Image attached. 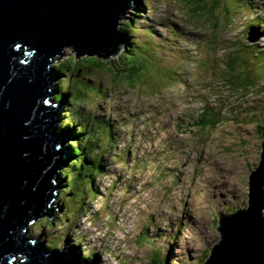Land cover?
<instances>
[{
	"label": "rangeland",
	"instance_id": "1",
	"mask_svg": "<svg viewBox=\"0 0 264 264\" xmlns=\"http://www.w3.org/2000/svg\"><path fill=\"white\" fill-rule=\"evenodd\" d=\"M193 7L191 0H139L119 21L126 48L131 40L138 47L141 66L136 62L133 79L74 64L89 55L75 57L70 46L50 64L56 70L62 62L73 64L52 74L51 90L62 81L80 89L74 100L87 125L76 127L94 149L86 152L85 164L95 153L92 159H102L105 169L94 165L93 185L80 175L75 189L68 186L76 172L68 166L71 157L61 169L63 181L60 172L56 176L57 214L36 219L27 236L50 249L75 244L82 255L94 253L99 264H150L153 252L160 264H202L221 239L219 213L248 207V175L259 163L264 123V34L252 47L246 37L250 24L264 33V0H207L195 13ZM118 54L103 60L120 62ZM240 62L254 85L233 82ZM61 99L60 115L68 105ZM215 112L212 127L208 115ZM59 117L57 126L65 120ZM199 118L209 122L201 125ZM104 120L112 125L104 127ZM112 128L114 142L106 139ZM108 142L118 153L111 147L107 159ZM64 143L77 147L76 140ZM260 199L264 209V185Z\"/></svg>",
	"mask_w": 264,
	"mask_h": 264
},
{
	"label": "water",
	"instance_id": "2",
	"mask_svg": "<svg viewBox=\"0 0 264 264\" xmlns=\"http://www.w3.org/2000/svg\"><path fill=\"white\" fill-rule=\"evenodd\" d=\"M138 1L0 0V264H99L72 248L44 249L26 235L31 220L57 214L55 175L65 165L64 142L72 140L49 128L58 122L49 121L57 106L50 64L65 46L76 57L117 54L124 47L118 23ZM263 34L249 26L246 38L252 44ZM261 137L248 207L219 213L221 239L202 264H264V126Z\"/></svg>",
	"mask_w": 264,
	"mask_h": 264
},
{
	"label": "trees",
	"instance_id": "3",
	"mask_svg": "<svg viewBox=\"0 0 264 264\" xmlns=\"http://www.w3.org/2000/svg\"><path fill=\"white\" fill-rule=\"evenodd\" d=\"M206 1L207 0H191V2L194 3V7L192 8V12L195 13L197 9L202 8L203 5L206 4ZM215 1H217V0H212V3L215 2ZM260 19L262 20V18H260ZM263 19H264V17H263ZM125 21H127V20H125ZM128 25L130 27L133 26L131 21L128 22ZM128 30H131V29L128 28ZM247 30H248V28H247ZM124 31H126V29ZM124 31L120 30V33L125 34ZM263 32H264V29H263ZM140 36H141V34H140ZM133 41H135V40L129 41V45L130 46H127V48H126V45H124V47L119 50V52H118L119 54H118L117 57L121 60L120 62H118V60L115 61V58L105 61L103 59H100L97 56H85V57H83L81 59L74 60V64L75 63H82V67L83 68H92V67L97 68V69L108 68L110 71L113 72L114 76H119L120 77V75L122 74L123 77L126 78L127 80L133 79L137 75L136 74V67H137L136 62L139 61V58H138L139 55L135 54V49H137L138 47H137V45H132ZM254 45L255 44H249L248 46L252 47ZM246 47L242 48V54L243 55H245L246 50L249 49V47L248 48H246ZM260 53L264 54V49H261ZM254 55L257 56V50L256 49H255ZM238 57H239V55L237 56V59H238ZM248 59L249 58L247 56V59H241V61H245V60H248ZM254 60H257V58H254ZM79 61H82V62H79ZM242 63L243 62H240V65H239L240 68L243 67ZM111 65H113L116 68L111 67ZM70 66H73V64H69L68 62L67 63L62 62L60 64V67L57 68V70H58V72L67 71V69ZM139 66H141L140 61H139ZM258 66H260V65H258ZM57 70L55 68L54 69V73ZM75 71H78V67H75ZM256 72H257V69H256ZM253 77L254 76H252L251 73L247 69L245 70V68H241L239 73L235 75L233 82H235L237 85H240L241 87H249L251 85H254L256 83V81H257ZM86 79L87 78L85 77L84 80H86ZM78 81H82V80H78ZM58 83H60V81ZM61 83H62L61 85L57 84V86H56V89H57L58 93L55 96V99H57L58 97L60 98L61 96L68 97V95H69V97H68L67 111L65 110L63 115L60 116V118L65 117V120L62 121V123H61L62 126L60 125L59 129L61 130L63 127H66V128H64L62 130L68 135V137L72 138V140H76L77 141V143H76L77 147L71 146L70 143L66 144V146L70 145L71 147L67 146L68 151H67V154L65 155V159L74 157L73 160L70 161L69 165L73 166V168L76 170V172H75V176H72V180H71L72 184L68 182V186L71 185L75 189H77V187L79 188L80 185H77V183H75L74 180L80 175L84 176L83 178H86V180H88L91 183V185H93V178L95 179L96 173L92 170V168H94L95 166L99 167V165H101V162H100L101 159L97 160L95 162L94 158L92 159V157H91L89 159L91 161V164L90 165H86L85 164V163H87V160H88L87 157H86V154H87L86 152H88L89 149H93V148H89L90 145L85 143V137L84 138L82 137L83 130H81L80 128L76 127V124H78L80 126L87 125V124L83 123V120H84L83 116L80 117V116L77 115L78 110L76 108V104H75V100H74L75 97H78V95L81 93V91L79 89L78 92H75L74 89H73L74 87L70 88V87L66 86L65 82H63V81ZM80 83L81 82H79V84ZM86 83L90 84V81L86 82ZM61 86L63 87V89H62ZM72 93H73V95L70 97V94H72ZM70 109H72L73 111H70ZM203 110L206 111L205 109H203ZM209 116H210V118L211 117L214 118L212 121H210L212 123L210 126L214 127L215 124L218 121L216 117H219V113L218 112L212 113V114L208 115V118H209ZM71 118L73 120H70ZM208 118H201V119L199 118L200 120L198 119L197 122L199 124H201V125L202 124L205 125V124H207L209 122ZM65 121H67V123H65ZM68 121H70V122H68ZM104 122H105L104 127L109 126V123H110L109 121L104 120ZM263 124H261L259 126L258 131H260V132L262 131V128L264 126ZM67 128H68V131H65V129H67ZM108 130L110 131L109 133H111V137L110 138L106 137V139L111 141V138H113L112 142H114V140L116 139V138H114L115 130L113 128L112 129H108ZM112 142L111 143L108 142L106 145L110 146V145H112ZM80 160H81V162H80ZM84 161H86V162H84ZM77 163H78V165H77ZM80 163H82L81 166H80ZM102 165H101V167H102ZM66 169L67 168H65V171H66ZM63 173H64V175L68 176V180H69L70 174L68 173V171L63 172ZM60 174H61L60 177L63 179L62 171L60 172ZM69 197L71 198L72 196H69ZM259 206H260V201H259ZM239 210H243V209H239ZM233 213H231V214H233ZM231 214H229V215H231ZM218 222H219V220H215V223H217V225L220 226L218 224ZM46 248H48V247H46ZM151 255H152V258L149 259V261H151L149 263L150 264H160L159 260L156 257L157 256V252H153ZM83 256H84V258H86L88 260H91V258L93 256H95V254L91 253V252L90 253L86 252V253H84Z\"/></svg>",
	"mask_w": 264,
	"mask_h": 264
},
{
	"label": "bare ground",
	"instance_id": "4",
	"mask_svg": "<svg viewBox=\"0 0 264 264\" xmlns=\"http://www.w3.org/2000/svg\"><path fill=\"white\" fill-rule=\"evenodd\" d=\"M263 17H264V16H263ZM121 20H123V19H121ZM250 26L253 27V24H252V25L250 24ZM179 29H180V27H179ZM148 34H149V33H148ZM122 36L124 37L125 35L122 34ZM56 58H57V57H56ZM51 69H53V67H51ZM51 69H50V70H51ZM52 84L55 85L54 82H52ZM54 91H55L54 94H56V93L58 92L57 89H56V86H55ZM64 97H65V98H64ZM61 98H62V99L60 100V102H65V101L68 102V97H66V96H61ZM54 99H55V97H54ZM57 99H59V97H58ZM57 99H55V100H57ZM66 105H67V104H66ZM60 106H61V105L58 104V106H56L54 109H52L51 106H50V112H49V121H50V122H52L53 120H55V119L58 117V115L61 116V115H60V113H61V111H60ZM62 115H63V114H62ZM59 118H60V117H59ZM57 120H58V122L61 121L60 119H57ZM58 122L56 123V125H55L53 128H52L51 126H50L49 128H51L52 130L55 129V130L60 131V129H59V128H60V125L57 126ZM61 126H62V125H61ZM109 132H110V131H109ZM261 139H262V137H261ZM67 146L71 147L72 145H71V146H70V145H67ZM111 147H112V145L103 148V150H105L106 153H107V154H104V156L107 157V159H108V157H110V154H109V153L111 152V150H110ZM117 148H118L117 146H114V147H112V150H115V149H116V152L118 153V149H117ZM112 157L114 158L115 156L112 155ZM116 157H117V156H116ZM101 160H102V159H101ZM113 161H115V160L113 159ZM63 162L65 163V165L68 164V163L65 162V159H64ZM100 162H101V161H100ZM107 163H108V161H107ZM65 165H62V166H65ZM68 166H70V165L68 164ZM106 167H107V164H106ZM62 168H63V167H62ZM62 168H60V169L57 171V173H56L55 176H57V174H58L59 172H61V169H62ZM103 168L105 169V166L102 165V167L100 168L101 170H100V169H99V170L102 171ZM59 177H60V176H59ZM59 179L63 181V179H62L61 177H60ZM93 182H94V178H93ZM58 188H59V187H57V189H58ZM56 197H57V196L55 195V196H54V199H53V203L55 202ZM57 205H58L57 203L54 204L56 210H57V208H58ZM247 205H248V203H247ZM220 213H223V212H220ZM224 213H225V212H224ZM34 221H35V220H34ZM34 221H33V222H34ZM31 223H32V222H31ZM31 223H30V224H31ZM30 224H29V225H30ZM28 230H29V226H28V228H27V231H28ZM30 237H31V240L37 241V242H39V243L42 245L43 242H42V241H39V238H37V237H34V238H33L32 236H30ZM67 242H69V240H67ZM69 245H70V246H65V244H64V247H65V248H72V249L76 250L75 247H74L75 244H72V245L69 244ZM42 246H43V245H42ZM43 248L45 249L44 246H43ZM76 251H77V250H76ZM77 252H78V251H77ZM78 253H79V252H78ZM81 255H82V253H81ZM82 257H84V256L82 255ZM19 258L22 260V259L24 258V256L21 255ZM124 258H125V257H124ZM128 259H129V258H128ZM19 261H20V260H19ZM128 261L130 262V260H128ZM17 262H18V261H17Z\"/></svg>",
	"mask_w": 264,
	"mask_h": 264
}]
</instances>
